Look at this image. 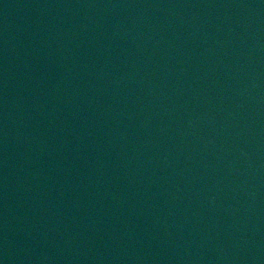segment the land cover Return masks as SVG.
Here are the masks:
<instances>
[{
  "label": "water",
  "instance_id": "obj_1",
  "mask_svg": "<svg viewBox=\"0 0 264 264\" xmlns=\"http://www.w3.org/2000/svg\"><path fill=\"white\" fill-rule=\"evenodd\" d=\"M0 264H264V0H0Z\"/></svg>",
  "mask_w": 264,
  "mask_h": 264
}]
</instances>
